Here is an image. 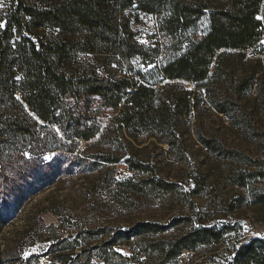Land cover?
Returning <instances> with one entry per match:
<instances>
[{"label": "trees", "instance_id": "16d2710c", "mask_svg": "<svg viewBox=\"0 0 264 264\" xmlns=\"http://www.w3.org/2000/svg\"><path fill=\"white\" fill-rule=\"evenodd\" d=\"M138 14L156 20L157 40L149 46L139 44L130 28V17ZM0 23V227L55 182L58 166L47 170L42 157L64 149L72 153L76 142L101 147L84 157L93 167L123 163L128 172L145 176L140 184L151 195L172 193L174 186L155 177L154 165L139 156L135 141L146 135L178 160L186 159L182 127L199 111L200 94L218 115L264 140L254 126L255 112L246 109L254 96L264 110V74L256 69L262 59L247 56L264 37V0H3ZM81 56L90 58L82 63ZM135 61L153 65L157 79L140 82L112 72L113 66L116 72ZM180 83L195 91L180 89ZM94 100L113 112L108 123L88 112ZM45 127L56 128L58 135H41ZM203 144L248 166L261 164L214 138ZM257 175L264 179V170ZM247 176L240 174L239 186ZM134 183L129 178L122 185L130 193L142 191ZM171 227L138 222L91 249L115 256L118 240L139 241ZM221 235L197 229L149 244L147 253L157 252L161 264H170ZM112 257L102 260L106 264ZM57 262L66 264L53 257L51 263Z\"/></svg>", "mask_w": 264, "mask_h": 264}, {"label": "rangeland", "instance_id": "374dc122", "mask_svg": "<svg viewBox=\"0 0 264 264\" xmlns=\"http://www.w3.org/2000/svg\"><path fill=\"white\" fill-rule=\"evenodd\" d=\"M129 21L139 44L149 46L157 40L153 17L138 14ZM247 56L262 59L263 64L256 69L264 74V37ZM89 58L81 56L79 61L85 63ZM131 65L122 64L116 72L113 66L112 72L118 78L132 76L140 82L153 83L157 79L153 65L136 61ZM180 84L182 90L195 91L193 85ZM200 96L199 111L182 127L188 149L186 159L178 160L166 145L146 135H139L135 141L139 156L154 165L155 177L174 186L172 193L151 195L140 184L145 176L128 172L123 163L93 167L84 157L99 151L100 146L76 142L72 144V153L66 149L48 152L42 157V166L47 170L48 166H58L55 182L32 195L19 213L0 227V263L52 264L53 257H61L66 264H105L102 258L113 256L106 264H161L157 252L147 253L149 244L170 242L194 230L212 228L216 234L222 233L221 237L183 252L170 264H264V179L257 175L264 170V140L249 136L239 125L218 115L205 96ZM254 98L248 101L246 109L255 112V129L263 133L264 110ZM88 112L101 124L108 123L113 115L95 100ZM39 131L41 135H58L53 127ZM209 138L261 164L248 166L212 153L203 144ZM242 173L250 176L239 186ZM129 178L143 187L142 191L130 193L123 187L124 180ZM138 222L172 227L139 241L118 240L115 256L110 251L91 249ZM102 229L106 235H97ZM61 240L67 243L50 249Z\"/></svg>", "mask_w": 264, "mask_h": 264}, {"label": "snow or ice", "instance_id": "6c2138e0", "mask_svg": "<svg viewBox=\"0 0 264 264\" xmlns=\"http://www.w3.org/2000/svg\"><path fill=\"white\" fill-rule=\"evenodd\" d=\"M4 27V24L0 23V28H3Z\"/></svg>", "mask_w": 264, "mask_h": 264}]
</instances>
